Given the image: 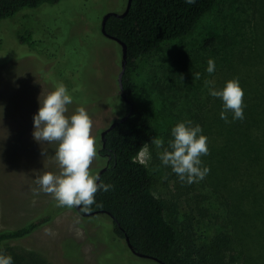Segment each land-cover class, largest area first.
<instances>
[{"label": "rangeland", "instance_id": "obj_1", "mask_svg": "<svg viewBox=\"0 0 264 264\" xmlns=\"http://www.w3.org/2000/svg\"><path fill=\"white\" fill-rule=\"evenodd\" d=\"M126 1L62 0L23 11L0 24V230L53 215L47 225L28 237L10 242L8 246L14 251L38 253L50 264H149L112 247L113 237L103 232L107 226L97 217H84L72 209H59L54 214L58 210L54 199L44 193L34 197L31 191L36 171H58L54 160L41 155L42 150L51 155L54 146L40 145L31 135L38 96L63 83L73 96L69 114L79 107L87 110L97 151L99 132L120 114L117 78L121 47L102 36L99 25L107 13H122ZM255 2L216 0L187 36L143 58L130 76V98L154 127L155 137L165 140V147L171 139L170 129L185 120L199 124L208 137L209 153L202 160L209 172L199 182L179 181L169 167L161 165L158 154L162 149L155 145H150L152 158L145 165L154 179L155 196L167 206V220L178 228L189 226L205 241L219 231L227 232L224 207L228 200L225 184L212 172L218 159L212 156L218 141L213 108L219 98L208 95L204 82L214 81L219 89L226 81L243 75L246 79L251 70L263 67L264 4L254 15ZM25 29L35 35L33 49L19 45L16 38L17 32ZM210 58L216 63L211 75L206 72ZM197 72L199 80L193 79ZM186 89H190V97L184 94ZM218 103L222 110L221 100ZM199 105L207 106L203 111L206 119L198 114ZM99 162L93 160V174ZM249 251L248 264L261 262L256 249ZM232 254L227 251V259L244 264L240 256Z\"/></svg>", "mask_w": 264, "mask_h": 264}, {"label": "trees", "instance_id": "obj_2", "mask_svg": "<svg viewBox=\"0 0 264 264\" xmlns=\"http://www.w3.org/2000/svg\"><path fill=\"white\" fill-rule=\"evenodd\" d=\"M61 1L0 0V24L12 20L23 11L56 5ZM215 1L196 0L189 5L184 0H131L125 16L106 20V32L126 45L122 84L124 94L133 105L130 110L129 104L120 95V114L110 123L114 126L105 133L104 143L101 133L105 129L99 132L97 159L100 162L95 174L104 169L100 178L113 187L107 192L98 191L95 199L100 206L94 204L88 212H78L75 207H58L54 213L64 209H72L80 215L103 212L84 217H97L106 224L103 232L113 237L112 247H118L149 264L161 263L135 256L127 247L126 238L137 253L164 264H238L232 257L227 259V251L233 253V257L240 256L242 262L248 264L250 249L257 250V259L261 261L257 264H264V64L256 69L257 72L251 70L246 79L245 75L238 79L244 91L243 120L232 121L229 113L230 122L226 123L220 119V99L214 101V131L218 141L212 156L218 159L212 172L218 182L225 184L228 192L224 196L228 200L224 207L225 222H228L224 228L227 232L219 231L205 241L187 228L189 226L178 228L168 221L165 202L154 194L152 174L135 159L142 144L150 143L155 137V131L130 98V76L143 58L166 43L187 36L213 8ZM263 4L261 0L255 2L254 15ZM34 37L30 29L20 30L16 34L19 45L26 44L30 49L36 47ZM189 91H184L186 97H190ZM198 108V114L206 119L204 112L207 106L199 105ZM112 110L114 112V108ZM52 217L46 214L19 228L0 230V250L11 255L14 264H50L38 253L22 254L8 245L47 225Z\"/></svg>", "mask_w": 264, "mask_h": 264}, {"label": "clouds", "instance_id": "obj_3", "mask_svg": "<svg viewBox=\"0 0 264 264\" xmlns=\"http://www.w3.org/2000/svg\"><path fill=\"white\" fill-rule=\"evenodd\" d=\"M186 4H194L196 0H184ZM216 70L214 59L207 61L206 72L211 75ZM193 79L199 80L200 73H194ZM208 95L219 98L222 102L220 119L226 123L229 113L232 121L243 120L244 91L238 79L226 81L222 88L217 89L214 81L205 80ZM38 108L32 117V138L40 145H52L54 150H42L45 159L55 161L58 171H36L33 176L34 197L41 193L50 195L58 207L77 208L88 212L92 205L99 207L95 199L98 191L107 192L113 185L106 184L99 174H93L90 166L98 157L96 139L91 133L92 120L84 107L76 108L69 114V105L73 104V96L63 83H58L47 94L37 97ZM3 105H0V117ZM171 139L165 147L162 137H154L150 143H143L135 159L142 165L151 161L150 145L162 149L158 154L161 165L169 167L179 181L192 184L203 180L209 168L202 157L207 156L208 137L203 135L199 124L191 120L177 122L170 129ZM51 234V233H50ZM0 264H14L11 255L0 250Z\"/></svg>", "mask_w": 264, "mask_h": 264}, {"label": "water", "instance_id": "obj_4", "mask_svg": "<svg viewBox=\"0 0 264 264\" xmlns=\"http://www.w3.org/2000/svg\"><path fill=\"white\" fill-rule=\"evenodd\" d=\"M130 3H131V0H127L126 1V5H125V8H124V11L120 14H115V13H107L103 19H102V23H101V33L108 39L110 40H113L115 41L120 47H121V64H120V72L118 74V78H117V81H118V87H119V91H120V95L122 97V99L129 104L130 106V110L133 109V105L131 104V102L127 99L126 95L124 94V89H123V84H122V78H123V75H124V72H125V67H126V45L121 41L119 40L118 38H116L115 36H112L110 34H108L105 30V23H106V20L109 18V17H118V18H121L123 16H125L128 12V9L130 7ZM125 117L122 118V120H124ZM114 126V124L112 123L107 129H105L102 133H101V138H102V141L104 143V135L106 132H108V130L110 128H112ZM104 170V169H103ZM102 170V171H103ZM100 171L98 174L100 176V173L102 172ZM76 211L79 212V210L76 208ZM103 214V212H95V213H82V216H92V215H95V214ZM126 244H127V247L129 248V250L137 257L139 258H142V259H152V260H155L161 264H164L162 262H160L159 260L155 259V258H151L149 256H146V255H143V254H140V253H137L132 245L129 243V240L128 238H126Z\"/></svg>", "mask_w": 264, "mask_h": 264}, {"label": "flooded vegetation", "instance_id": "obj_5", "mask_svg": "<svg viewBox=\"0 0 264 264\" xmlns=\"http://www.w3.org/2000/svg\"><path fill=\"white\" fill-rule=\"evenodd\" d=\"M124 11V10H123ZM122 11V12H123ZM101 23H102V21H101ZM101 23H100V25H99V28H100V32H101ZM102 35V34H101ZM102 36H104V35H102ZM105 37V36H104ZM82 215V214H81Z\"/></svg>", "mask_w": 264, "mask_h": 264}]
</instances>
